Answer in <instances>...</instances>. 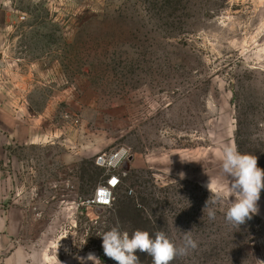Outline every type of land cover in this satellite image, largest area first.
Segmentation results:
<instances>
[{
	"label": "rangeland",
	"instance_id": "rangeland-1",
	"mask_svg": "<svg viewBox=\"0 0 264 264\" xmlns=\"http://www.w3.org/2000/svg\"><path fill=\"white\" fill-rule=\"evenodd\" d=\"M225 144L264 169V0H0V206L36 204L52 264L115 263L99 234L116 225L191 231L171 264H261L264 190L239 227L211 198ZM113 174L110 207L81 205Z\"/></svg>",
	"mask_w": 264,
	"mask_h": 264
},
{
	"label": "clouds",
	"instance_id": "clouds-1",
	"mask_svg": "<svg viewBox=\"0 0 264 264\" xmlns=\"http://www.w3.org/2000/svg\"><path fill=\"white\" fill-rule=\"evenodd\" d=\"M129 151V149L121 147L107 157L103 165L100 166L109 169L119 168L128 158ZM65 162L71 163V160L66 159ZM220 163L222 174L230 178V184L227 189L217 188L215 192H212L211 198L213 203L221 202L225 198L231 199L230 206L225 211V219L228 223L239 227L259 212L258 201L261 191L264 190V169L258 167L257 156L240 153L235 146L228 144L222 148ZM180 175L181 178L184 177L183 173ZM113 179L118 183V178L113 177L109 181V184L114 187L117 183L113 185L111 183ZM207 187L211 191L209 184ZM101 188H98V191ZM103 191L105 201L108 202L111 194L108 189H103ZM129 194L131 195L132 192L130 191ZM208 216L210 219H214L215 211L209 210ZM99 236L102 237L105 256L115 261V264H140L139 258L135 254L137 250L151 256L152 264H171L174 259L186 256L190 249L194 250L198 246L191 231L183 232L182 243L179 245L173 242L163 230L150 234L146 230L136 229L129 233L122 231L119 225L111 227ZM78 259L81 264H85V258L78 257ZM86 259L92 261V264H97L99 261L94 253H89ZM261 264H264V261H261Z\"/></svg>",
	"mask_w": 264,
	"mask_h": 264
},
{
	"label": "crops",
	"instance_id": "crops-1",
	"mask_svg": "<svg viewBox=\"0 0 264 264\" xmlns=\"http://www.w3.org/2000/svg\"><path fill=\"white\" fill-rule=\"evenodd\" d=\"M36 204L16 201L7 208L0 206V264H52L53 257L41 247L45 233L34 236L30 223ZM37 232V231H36Z\"/></svg>",
	"mask_w": 264,
	"mask_h": 264
},
{
	"label": "built area",
	"instance_id": "built-area-1",
	"mask_svg": "<svg viewBox=\"0 0 264 264\" xmlns=\"http://www.w3.org/2000/svg\"><path fill=\"white\" fill-rule=\"evenodd\" d=\"M111 155V154H110ZM110 155H101V156H98L95 160V164L96 166L100 167V168H104L108 171H112V170H115V169H109V168H106L104 166H100V165H103L104 161L106 160L107 157H109ZM99 162V163H98ZM113 177H116L118 178V183L113 187L109 184V181L113 178ZM120 184V179H119V176H116V175H111L110 178L107 180L106 182V185L105 186H102L101 190L98 191V189L96 190L93 198H91L90 200L86 201L85 203H82L81 205H94V206H97V207H101V208H106V207H110L112 202L114 201L113 197H112V193L113 191L119 186ZM103 189H108V191L110 192L111 196L110 198L108 199V202L105 203V193L103 191ZM101 192L104 193V195H101ZM263 247H264V244H263ZM264 250V249H263ZM107 264H115V263H107Z\"/></svg>",
	"mask_w": 264,
	"mask_h": 264
},
{
	"label": "trees",
	"instance_id": "trees-1",
	"mask_svg": "<svg viewBox=\"0 0 264 264\" xmlns=\"http://www.w3.org/2000/svg\"><path fill=\"white\" fill-rule=\"evenodd\" d=\"M127 205H131L132 208H134V211H136V217L140 218L139 211H137V210L135 209V207L133 206V204H132L131 202H128ZM121 208H123V203H122V202H121V203H117V205H115V209H116V210H115V213H119L120 210H121ZM140 220H141V219H140Z\"/></svg>",
	"mask_w": 264,
	"mask_h": 264
},
{
	"label": "snow or ice",
	"instance_id": "snow-or-ice-1",
	"mask_svg": "<svg viewBox=\"0 0 264 264\" xmlns=\"http://www.w3.org/2000/svg\"><path fill=\"white\" fill-rule=\"evenodd\" d=\"M111 183H112L113 185H115V184L117 183V181H116L115 179H113V180L111 181ZM101 195H104V193L101 192ZM105 203H107V201H105Z\"/></svg>",
	"mask_w": 264,
	"mask_h": 264
}]
</instances>
